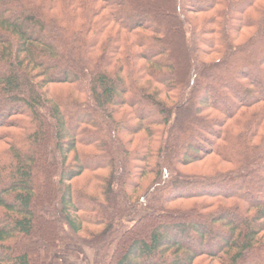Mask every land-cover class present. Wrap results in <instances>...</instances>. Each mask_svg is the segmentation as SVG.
Segmentation results:
<instances>
[{
    "label": "trees",
    "instance_id": "1",
    "mask_svg": "<svg viewBox=\"0 0 264 264\" xmlns=\"http://www.w3.org/2000/svg\"><path fill=\"white\" fill-rule=\"evenodd\" d=\"M79 245L264 264V0H0V264Z\"/></svg>",
    "mask_w": 264,
    "mask_h": 264
},
{
    "label": "rangeland",
    "instance_id": "2",
    "mask_svg": "<svg viewBox=\"0 0 264 264\" xmlns=\"http://www.w3.org/2000/svg\"><path fill=\"white\" fill-rule=\"evenodd\" d=\"M191 19H192V22L194 24H199L201 22L202 19H205L206 17H208L207 15L206 16H193L191 15L190 16ZM157 21H158V25L161 26L163 24V20L161 18H157ZM203 21V20H202ZM249 31L248 32H245L243 35L240 36V38H238L235 43L236 44H242L246 38L249 37ZM219 58L218 55H215V54H210L206 57H204V61L206 62H212V61H216L217 59ZM67 69L66 68H62L61 71L64 72L66 71ZM67 72H69V70H67ZM60 73V72H59ZM256 76V75H255ZM260 80V78H259ZM66 88V87H64ZM51 89V88H50ZM52 89L56 90V89H59V87H52ZM143 118H151L148 116L147 112H144L143 113ZM198 141V138L197 137H193L192 140L189 142V144H192L194 142H197ZM186 152V151H185ZM218 162L217 159H213V158H204L200 161H196V162H193L191 164H187V165H183V166H180V169L181 171L184 173V174H188V175H210L212 174L213 172H215L217 170V167L214 166V163ZM219 163V162H218ZM220 169H227L228 167L227 166H222V164H220ZM150 179V177H148ZM146 180L144 182V188L147 187V185L150 183V180ZM79 182H82V179H80ZM83 183V182H82ZM143 193V191H140V194ZM195 202H183V201H179L177 202L176 204H173V207L174 206H178V207H189L191 205H193ZM137 218L139 217H135L134 219L136 220ZM153 229H160L161 231L163 232H168L167 229H165L161 223L159 224H155V225H150ZM88 229H91V230H95L96 232L98 231H101V229H93V228H88ZM191 229H193V226H191ZM194 230V229H193ZM192 233V231H190ZM169 234V233H168ZM80 236L82 238H88V235L84 234V233H81ZM169 236L171 237V239H173V237L175 238L174 235L172 234H169ZM191 242H194L196 241L192 235L189 237V239ZM185 241H187V239H185ZM184 244H186L185 242H183ZM70 247V246H69ZM130 248V243H128L127 245H124L123 247V251H127L128 249ZM69 251H72L74 252V255L72 254H62L60 256L61 260L64 262V264H92L93 263V256H94V252L93 250L91 249H88V248H85L83 246H76V247H70V248H67ZM143 261L146 262V259H142ZM157 260V259H156ZM155 260V261H156ZM195 264H222L221 261L219 260H216V261H211V263L207 260V259H204V261H197Z\"/></svg>",
    "mask_w": 264,
    "mask_h": 264
}]
</instances>
